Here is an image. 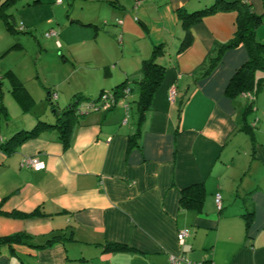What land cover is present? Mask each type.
Returning a JSON list of instances; mask_svg holds the SVG:
<instances>
[{
  "label": "crops",
  "instance_id": "1",
  "mask_svg": "<svg viewBox=\"0 0 264 264\" xmlns=\"http://www.w3.org/2000/svg\"><path fill=\"white\" fill-rule=\"evenodd\" d=\"M79 1L75 7L70 0V29L80 37L70 46L98 51L83 62L85 74L70 92L47 97L62 95L66 105L76 94L112 92L124 81L130 91L110 110L84 113L68 145L52 128L12 153L0 148V237L23 234L21 242L0 244V264H168L170 256L181 257L180 264H264V85L252 103L247 94L225 95L248 58L242 44L196 78L212 48L232 38L237 9L202 16L178 51L185 34L178 11L235 0ZM239 1L264 18V0ZM255 37L264 42V21ZM156 45L164 49L157 58L164 74L137 122L135 80ZM25 95L28 111L17 105L23 117L34 102L27 89ZM32 115L29 126L3 131L1 122L0 135L32 129ZM136 131L138 145L129 147ZM26 156L45 167H21ZM194 184L204 187L200 210L182 208L181 190ZM180 230L188 232L182 242ZM54 234L64 237L48 241ZM107 242L129 249L106 251Z\"/></svg>",
  "mask_w": 264,
  "mask_h": 264
},
{
  "label": "trees",
  "instance_id": "2",
  "mask_svg": "<svg viewBox=\"0 0 264 264\" xmlns=\"http://www.w3.org/2000/svg\"><path fill=\"white\" fill-rule=\"evenodd\" d=\"M11 0H6L4 2H0V19L3 21L5 28L10 32H16V28L12 25V23L8 20L9 16L5 12V6ZM228 10V9H237V17H236V30L232 36V38L221 45L214 46L212 48L211 53L205 59L203 64L199 67L196 72V78L206 76L212 69L218 64L220 61L222 54L224 51L230 48H234L240 44H242L248 54L247 60L234 72L233 76L230 78L226 88L225 95L229 98H234L241 94H249L251 96L250 102H253L254 95L259 91V89L264 85V42L259 41L255 37V31L260 26L264 18L259 15L253 14L249 10L248 5H244V3L239 0H235L232 2H216L211 4L210 6L204 7L201 10L185 13L182 10L178 11V16L181 18V23L184 28L185 34L180 43L179 50L183 51L190 42V34L189 27L199 21L202 16L205 14L214 13L218 10ZM17 27L19 31L22 30ZM164 52V49L161 45L153 46L149 57L145 58L141 62V77L136 79L137 83V98L135 100L136 103V112H137V122L144 118V114L146 110L149 109L150 102L152 96L158 86L162 81V77L164 74L165 67L157 62V58ZM14 80L15 76H14ZM14 82L13 95L16 100L20 103L21 98H19L17 94V89H24L20 84H16ZM128 82L124 81L118 84L112 92L109 91H101L98 99L102 93L107 92L111 94L112 104H108L107 107H103L105 102L98 104L94 100H90L81 95H74V101H71L70 105H65L64 108L58 109L57 105H49L51 109L54 108L53 117L54 120H46L42 117L36 115L37 121L34 127L30 130H19L13 135H11L8 139H3L2 135H0V148L6 153H12L17 149V146L20 145L23 141L28 138H31L38 134L42 129H57L58 130V138L62 143L68 145L70 142V137L72 133V129L74 124L79 121V118L87 112H92L96 110H110L115 106L117 100L119 98H123L128 95L130 88L127 86ZM56 95L48 96V100L51 103V100H55ZM87 105H99L96 109L88 108L86 105L78 107L81 101L86 100ZM246 105L244 108V114L252 110L253 105ZM21 104V103H20ZM22 111L27 112L28 107L30 105H20ZM8 111L3 106L0 105V126L1 122L7 124L8 122ZM8 130V129H7ZM138 136L139 131H136L128 136V145L129 147L138 145ZM204 199V187L202 184H194L186 187L181 190L179 205L182 208L190 209V210H200V206ZM2 211L0 210V214ZM23 234L16 233L13 235L0 237V244H9L11 242H21V238ZM63 235L54 234L52 235L48 241L57 240L59 238H63ZM104 250L106 251H122L128 250L129 248L125 245L110 243L107 242L104 244Z\"/></svg>",
  "mask_w": 264,
  "mask_h": 264
},
{
  "label": "rangeland",
  "instance_id": "3",
  "mask_svg": "<svg viewBox=\"0 0 264 264\" xmlns=\"http://www.w3.org/2000/svg\"><path fill=\"white\" fill-rule=\"evenodd\" d=\"M4 1L1 0V3ZM56 1L41 0V3H37L35 0H11L5 6L6 14L10 15L8 20L17 31H8L0 20V105L9 112L7 124L2 125L3 131L5 128L11 130L21 125L29 126L30 119H34L32 113L46 120H54V108L51 109L49 105H58L62 109L66 101L61 95L60 101L55 99L50 103L47 92H70L79 76L85 74L83 62L87 63L91 53L98 51L97 48L89 51V47L82 45L70 46V38H80L70 29V0H60L61 3ZM76 1L75 7L81 3ZM20 24H23L22 31L17 29ZM49 30L55 31L57 35L46 37L45 33ZM55 40L59 41L60 46ZM14 76L23 82L24 88L34 99L31 103L32 113L24 117L17 106L21 104L12 93L15 87L13 81L17 84ZM25 89L20 88L16 92L26 105ZM100 93L98 90L97 93L86 95V98L99 104ZM70 98L72 102L75 100L69 97L66 105L71 104ZM86 102L87 99L77 105L87 106Z\"/></svg>",
  "mask_w": 264,
  "mask_h": 264
},
{
  "label": "built area",
  "instance_id": "4",
  "mask_svg": "<svg viewBox=\"0 0 264 264\" xmlns=\"http://www.w3.org/2000/svg\"><path fill=\"white\" fill-rule=\"evenodd\" d=\"M60 1V0H59ZM21 29V26L19 27ZM46 37H50V36H56V32L53 30H49L48 32L45 33ZM171 94H173V89L171 90ZM249 98H251V96L249 94H247ZM55 96V95H54ZM111 98V94L104 92L101 94L100 96V103L105 102V104L103 105V107H107V105L112 104V99L110 101ZM88 108H94L96 109L97 107H99V105H87ZM20 166L23 168H32L34 170H41L45 167V164L40 161L38 159V157L36 156H26L23 157L22 160L20 161ZM215 202L217 204V206H220V196L219 194L215 195ZM188 234V232L186 230H180L177 234L178 240L180 242L183 241V238ZM183 261V259L181 257H174V256H170L169 257V263L168 264H180ZM202 264V263H199Z\"/></svg>",
  "mask_w": 264,
  "mask_h": 264
},
{
  "label": "water",
  "instance_id": "5",
  "mask_svg": "<svg viewBox=\"0 0 264 264\" xmlns=\"http://www.w3.org/2000/svg\"><path fill=\"white\" fill-rule=\"evenodd\" d=\"M54 112V111H53Z\"/></svg>",
  "mask_w": 264,
  "mask_h": 264
}]
</instances>
